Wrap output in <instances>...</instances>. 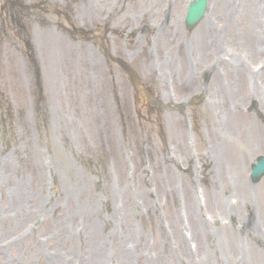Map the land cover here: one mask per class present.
Wrapping results in <instances>:
<instances>
[{
	"label": "rangeland",
	"instance_id": "rangeland-1",
	"mask_svg": "<svg viewBox=\"0 0 264 264\" xmlns=\"http://www.w3.org/2000/svg\"><path fill=\"white\" fill-rule=\"evenodd\" d=\"M20 2L42 5L34 11L37 19H28L27 41L32 36L36 47L40 32L54 45L44 46L48 69L42 65L36 114L27 44L13 12L6 30L9 11L0 7V264H259L264 178L252 185L250 166L264 154V0H231L227 22L215 11L220 4L211 2L207 18L191 30L182 16L192 0H179L174 16L165 7L176 0ZM150 3L163 6L168 20L162 28L173 23L174 36L149 30L141 18ZM109 10L115 14L107 17ZM85 28L94 30V39L80 33ZM68 32L97 47L104 34L158 105L135 103L119 66L111 67L116 103L111 98L109 104L108 75L93 63L91 46L68 65V39L60 34ZM195 38L199 50L208 47L203 57L191 53ZM226 62L248 69L247 84L242 77L244 87L233 81L215 98L211 77L207 95L198 100L196 84L208 64L218 66L219 77ZM185 69L193 82L184 81ZM162 93L176 105H167ZM239 161L242 169L249 166L237 176L231 166Z\"/></svg>",
	"mask_w": 264,
	"mask_h": 264
},
{
	"label": "bare ground",
	"instance_id": "bare-ground-1",
	"mask_svg": "<svg viewBox=\"0 0 264 264\" xmlns=\"http://www.w3.org/2000/svg\"><path fill=\"white\" fill-rule=\"evenodd\" d=\"M218 1H223V0H218ZM225 1V0H224ZM227 1V0H226ZM201 33L199 32L198 33V36L200 35ZM194 44H195V48H193L194 49V51L195 52H193V50H192V53H193V55L194 54H198L199 56H201V57H203V56H205L206 55V50L208 49V47L207 46H203V49L204 50H199V46L197 45V39L195 38V42H194ZM231 62V61H230ZM228 73H230L229 75H230V77L232 78V80H234V82H235V84L236 85H238V86H243V84L242 83H240V79H242V77H243V79L244 80H246L247 79V77H246V75H247V73L249 74V72H248V69L246 68V67H243V66H240L239 65V63L237 64L236 63V65L235 66H233V67H230L229 68V72ZM188 79H189V81L190 82H193L194 80H195V78L192 76V75H190L189 74V76H188ZM215 80H216V84L218 85V83H219V80H218V77H216L215 78ZM247 81V80H246ZM244 87V86H243ZM262 136V134H260L259 132L256 134V139H258V138H260ZM234 166H235V164H234ZM234 166H231L232 167V169L234 168ZM241 172V166H240V164H239V166H237V168L235 169V174L238 176V174ZM237 183H238V185H239V187H243L244 186V182H242V181H240V180H237ZM243 188H245V187H243ZM249 217H251V212H249ZM249 222V221H248ZM93 230H94V232H97V226H95L94 228H93ZM256 236V235H255ZM259 264H264V257H261V259L259 260Z\"/></svg>",
	"mask_w": 264,
	"mask_h": 264
},
{
	"label": "water",
	"instance_id": "water-1",
	"mask_svg": "<svg viewBox=\"0 0 264 264\" xmlns=\"http://www.w3.org/2000/svg\"><path fill=\"white\" fill-rule=\"evenodd\" d=\"M202 3V1L200 3H198L197 7L200 6V4ZM197 18V17H196ZM260 167L258 168V171L263 175L264 173V163H262L261 165H259Z\"/></svg>",
	"mask_w": 264,
	"mask_h": 264
}]
</instances>
